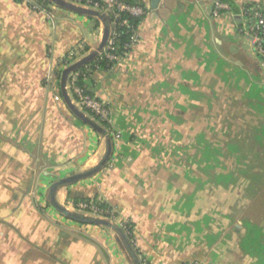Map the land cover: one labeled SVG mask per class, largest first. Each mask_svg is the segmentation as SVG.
I'll return each instance as SVG.
<instances>
[{
    "label": "crops",
    "instance_id": "obj_1",
    "mask_svg": "<svg viewBox=\"0 0 264 264\" xmlns=\"http://www.w3.org/2000/svg\"><path fill=\"white\" fill-rule=\"evenodd\" d=\"M138 1L146 8L139 42L120 63L85 82L96 98L113 111L117 82L136 71L145 89L164 84L172 90L194 89L191 74L199 70L210 83L212 78L228 82L229 74L244 76L264 104V60L239 16L246 5L264 9V0ZM216 4L226 8L215 12ZM47 5L51 18L17 0H0V264H140V259L150 264H264V223L253 228L252 238L239 225L222 227L216 237L213 227H195L202 215L200 200L184 225L167 232L165 224L181 220L182 210L158 205V195L145 188L154 171L151 159L122 141L116 151L110 134L83 121L79 114L93 120L62 89L65 71L98 52L104 22ZM173 24L181 26L179 32ZM71 51L76 56L66 65ZM112 111L111 127L117 130L122 120ZM259 118L264 121V114ZM110 144L111 154L99 172L52 190L59 180L94 169ZM52 197L63 209L88 218L74 210V201L101 198L116 208L132 226L136 258L116 229L65 217L52 206ZM219 210L229 214L226 204Z\"/></svg>",
    "mask_w": 264,
    "mask_h": 264
},
{
    "label": "rangeland",
    "instance_id": "obj_2",
    "mask_svg": "<svg viewBox=\"0 0 264 264\" xmlns=\"http://www.w3.org/2000/svg\"><path fill=\"white\" fill-rule=\"evenodd\" d=\"M180 27L173 24L175 32ZM194 75L195 88L182 90H172L166 84V88L154 85L145 89L140 72L122 75L124 81L116 85L114 113L109 107L112 115L122 120L117 130L68 98L81 114L110 134L116 151L122 141L151 159L154 171L145 188L158 195L154 199L158 205L164 203L171 209L180 205L182 210L181 220L165 224L167 232L184 225L188 211L200 200L202 215L195 221L197 229L213 227L216 237H221L222 227L239 225L252 238L253 228L264 223V200L259 201L264 199V121L259 118L264 104L244 76L229 74L228 82L212 78L210 83L197 70L191 74V85ZM177 94L182 98L177 100ZM117 134L120 139L116 140ZM183 179L185 186L179 187ZM205 197H212L211 202H204ZM222 204L228 206L229 214L219 210Z\"/></svg>",
    "mask_w": 264,
    "mask_h": 264
},
{
    "label": "built area",
    "instance_id": "obj_3",
    "mask_svg": "<svg viewBox=\"0 0 264 264\" xmlns=\"http://www.w3.org/2000/svg\"><path fill=\"white\" fill-rule=\"evenodd\" d=\"M20 3L26 4L32 11L46 14L50 16L49 6L38 0H17ZM68 4L79 9L92 11L98 15L110 19V31L105 45L97 54L100 59L106 61L108 68H112L124 57L116 54V44L121 34L116 31L117 27H128L125 20H122L123 13L130 15L133 18L143 19L146 15V8L141 5L128 4L122 0H67ZM50 3V2H49ZM226 8L222 4H216L215 12L219 9ZM240 18L243 20L247 33L250 36L257 54L264 60V9L260 4H250L244 6L240 10ZM139 28V27H138ZM138 28H129V41L124 45L128 52H130L139 42ZM76 55V51H71L65 64H70ZM102 70L98 64L93 68H87L84 72L72 71L68 74L65 81V93L68 97L73 99V103L80 109L92 114L96 119L107 126H111V111L109 106L96 98L87 88L86 84L80 85V78L86 82L89 77L96 71ZM114 138L120 139L117 134ZM72 207L78 213L89 216L93 219L106 221L112 225L117 226L123 235L129 240L133 249L136 247V242L133 238V230L130 222L121 220L119 213L114 207L108 206L101 198L80 199L72 203ZM140 264H150L146 259H140ZM189 264H200L193 261Z\"/></svg>",
    "mask_w": 264,
    "mask_h": 264
},
{
    "label": "trees",
    "instance_id": "obj_4",
    "mask_svg": "<svg viewBox=\"0 0 264 264\" xmlns=\"http://www.w3.org/2000/svg\"><path fill=\"white\" fill-rule=\"evenodd\" d=\"M38 1L44 3V5H47L49 2H52L56 6L67 8V9H70V10L75 11L77 13L87 14V12L85 10H83V9L75 8V7H73V6L69 5V4L65 5L62 0H38ZM122 1H124V2H126L128 4H132V5H141V6H143V4L141 2H139L138 0H122ZM229 4L231 5V3H229ZM246 6H250V5H246ZM87 15H89V14H87ZM121 18H122V20H125L127 22L128 27L123 26V27H117L116 28V31L119 34H121V36H120V38H119V40L117 41V44H116V54H118V55H120V56L125 58L130 53L124 47V45L126 43H128V41H129V33H127V31L129 30V28L137 29L139 27L142 19L133 18L130 15L125 14V13L122 14ZM103 22L105 24V37H106V39L104 41V44H103V46H104L106 41H107V38H108V35H109V31H110V19L105 17ZM95 64H98L101 67L102 70L108 69V66L106 65V61L103 60V59L101 60L100 56L96 53L94 55H91L87 59H85L83 62L77 64L74 67L73 71L84 72L87 68H93ZM67 76H68V72H66V74H65V77H64L65 81L67 79ZM79 81H80L79 82L80 85H84L85 84V82L82 81L81 78H80ZM110 146H111V144H110ZM57 186L58 185H55L52 190L54 191L55 188H57ZM116 230L124 237V240L126 241V243L128 245L129 251L132 253V256L134 258H136L135 255H134V251H133V249L130 246L131 244H129V240L123 235L122 231L119 228H117ZM136 263L139 264V262H136Z\"/></svg>",
    "mask_w": 264,
    "mask_h": 264
},
{
    "label": "water",
    "instance_id": "obj_5",
    "mask_svg": "<svg viewBox=\"0 0 264 264\" xmlns=\"http://www.w3.org/2000/svg\"><path fill=\"white\" fill-rule=\"evenodd\" d=\"M152 2H153V5H154V4L156 3V0H153ZM63 3H64L65 5L68 4V3L64 2V1H63ZM69 5H70V4H69ZM71 6H72V5H71ZM73 7H74V6H73ZM75 8H77V7H75ZM85 11L87 12V14H89V15H91V16H96V17H98V18H99L100 20H102V21H103L104 18H105L104 16L98 15V14L95 13V12L87 11V10H85ZM105 39H106V37H105V33H104L103 41H102L101 47L99 48L98 51H100L101 48L103 47V44H104ZM81 62H82V61H81ZM75 66H76V65H74L73 67L68 68L66 72H68V74H69L70 72L73 71V69H74ZM66 72L64 73V76H63V82H62V84H63V85H62V89H63V91H65V90H64V87H65V80H64V77H65ZM64 94H65V92H64ZM79 116L81 117V119H83V121H85L87 124H89L91 127H93L96 131H99L101 134H104L105 131H104L101 127H99V126L96 125L95 123L91 122L90 120L84 118V117L81 116L80 114H79ZM110 154H111V146H109L108 151H107V153H106V156L102 159V161H101V162H100V163H99L94 169H92L91 171H89V172H87V173H83V174H79V175H74V176H72V177H69V178H66V179L59 180V181L57 182V185L73 183V182H76V181H79V180H82V179H85V178H87V177H90V176L94 175L95 173L99 172V171L102 169V167L106 164V162H107V160H108ZM52 188H53V187H52ZM51 201H52V206H53L57 211H59L62 215H64L65 217H68V218H70V219H73V220L78 221V222H81V223L100 225V226L110 227V228H112V229H117V228H118L117 226L112 225V224H110V223H108V222H106V221L99 220V219H93V218L84 217V216H81V215H77V214H75V213H72V212H70V211H68V210H65V209H63L62 207L58 206V205L54 202V198H53V197H52Z\"/></svg>",
    "mask_w": 264,
    "mask_h": 264
}]
</instances>
